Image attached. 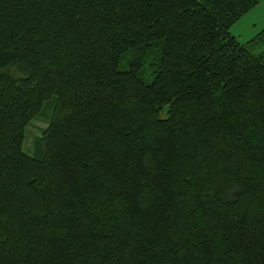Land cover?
Returning a JSON list of instances; mask_svg holds the SVG:
<instances>
[{
  "label": "trees",
  "instance_id": "obj_1",
  "mask_svg": "<svg viewBox=\"0 0 264 264\" xmlns=\"http://www.w3.org/2000/svg\"><path fill=\"white\" fill-rule=\"evenodd\" d=\"M258 2L0 0V264H264Z\"/></svg>",
  "mask_w": 264,
  "mask_h": 264
},
{
  "label": "rangeland",
  "instance_id": "obj_2",
  "mask_svg": "<svg viewBox=\"0 0 264 264\" xmlns=\"http://www.w3.org/2000/svg\"><path fill=\"white\" fill-rule=\"evenodd\" d=\"M262 30H264V0L245 12L239 20H237L231 27L230 31L238 37L242 43H250ZM264 49L263 44L254 46V52H259ZM156 60L154 53H149V57L145 60L143 72L146 76L151 77L154 71L153 63ZM50 113L49 109L42 110ZM163 115V114H162ZM164 116V115H163ZM47 116L39 114L31 120L26 129L25 149L33 153L35 143L43 134L47 124Z\"/></svg>",
  "mask_w": 264,
  "mask_h": 264
}]
</instances>
